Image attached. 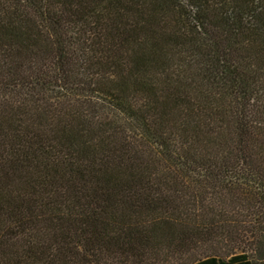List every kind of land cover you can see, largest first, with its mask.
Instances as JSON below:
<instances>
[{
  "label": "trees",
  "instance_id": "16d2710c",
  "mask_svg": "<svg viewBox=\"0 0 264 264\" xmlns=\"http://www.w3.org/2000/svg\"><path fill=\"white\" fill-rule=\"evenodd\" d=\"M262 251L264 0H0V264Z\"/></svg>",
  "mask_w": 264,
  "mask_h": 264
},
{
  "label": "rangeland",
  "instance_id": "374dc122",
  "mask_svg": "<svg viewBox=\"0 0 264 264\" xmlns=\"http://www.w3.org/2000/svg\"><path fill=\"white\" fill-rule=\"evenodd\" d=\"M257 251V250H256ZM252 254L250 260L253 264H264V251L260 252H249ZM225 262L228 261V258L223 259Z\"/></svg>",
  "mask_w": 264,
  "mask_h": 264
}]
</instances>
